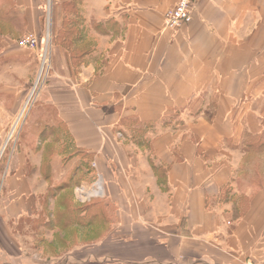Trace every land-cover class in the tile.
Instances as JSON below:
<instances>
[{"label":"crops","instance_id":"0c3cea01","mask_svg":"<svg viewBox=\"0 0 264 264\" xmlns=\"http://www.w3.org/2000/svg\"><path fill=\"white\" fill-rule=\"evenodd\" d=\"M43 1L0 0V24L40 33ZM79 1L88 62L74 74L62 49L28 118L39 139L44 130L73 152L80 185L99 180L112 213L88 255L50 264H264V0H195L177 32L163 22L177 0ZM10 34L0 31V154L20 112V68L33 67ZM15 146L0 158V264L22 251L32 256L16 264H40L16 226L48 195L29 169L42 152Z\"/></svg>","mask_w":264,"mask_h":264},{"label":"rangeland","instance_id":"374dc122","mask_svg":"<svg viewBox=\"0 0 264 264\" xmlns=\"http://www.w3.org/2000/svg\"><path fill=\"white\" fill-rule=\"evenodd\" d=\"M41 5L44 10L42 30L38 34H32L37 37L39 42V47L36 52L20 51L16 48L15 43L17 41L30 35L23 31L24 21L22 19L18 20V27L16 29L11 25L10 19H4L3 23L0 24L1 32L11 33L9 35L10 39L7 42L11 46V49H16L18 59L21 60L22 58V60H27L33 66L20 68L18 74L22 99L20 112L13 124L9 126L0 158L5 160L7 155H9L11 147L14 145H16V151L22 154L26 152L30 154L29 152L31 151L36 156L37 151H41V166L39 168H29L30 171L36 170L40 176L39 183L43 184L46 181L48 194L52 191L59 192L58 190L65 188L64 186H68L67 189L60 192L54 206L50 207L48 205L49 203H47L42 210L39 209L32 216L23 218L16 226L20 235L28 237L26 247L35 251L34 255H38L41 261L40 264H50L71 253L77 256L88 255L91 245L106 236L112 211L109 205L105 203L104 192L99 180L92 179L94 177L90 175V179H87L86 183L80 185V179L73 178L76 173L75 164L70 159V155L73 152L65 148L60 150L58 148L56 149L54 143L58 142L59 138L54 139L51 134L45 133V136L39 139L38 136L41 129L34 125L33 118H28L29 111L34 106L36 96L42 89L44 83L61 70L62 60L59 53L62 49L64 50L63 53H66L70 59L74 74L80 71L81 65L84 62H88L85 56L91 53L88 38H84L83 40L80 38L82 33L87 31V27L82 24L84 19L82 20L80 15L81 4L79 0H44ZM66 21L68 22L65 26ZM74 22H76L75 25ZM82 26L83 28H81ZM66 29H69V31L65 35L64 30ZM77 41L83 43L77 45ZM45 47L48 50L49 67L48 70L45 69L47 72L39 78V55L42 48ZM51 133L53 135L55 134V132ZM47 140L50 143L44 145V142ZM39 143L40 145L37 146ZM262 149L264 152V148ZM56 154L61 155V162L57 169L56 178H54L50 162ZM80 186H84L88 191L94 190L99 186L103 193L101 195L102 198H91L89 202L84 204L77 202L75 189ZM93 203L95 205L92 207H85ZM83 211L86 212V217L79 221ZM93 213L97 215V219L95 226L91 229L90 227H86V223L88 217ZM53 217H55L54 221L52 220ZM47 221L52 223H47ZM50 236H53V239L51 243H48L46 237ZM76 248H81V250H76ZM99 249L100 255L105 253L104 249L101 247ZM30 254L32 253L22 251L21 256L13 262L15 264L25 262L28 256H32ZM49 256H55L57 260L47 258ZM109 262L105 264H123L111 260Z\"/></svg>","mask_w":264,"mask_h":264},{"label":"built area","instance_id":"2783aa9c","mask_svg":"<svg viewBox=\"0 0 264 264\" xmlns=\"http://www.w3.org/2000/svg\"><path fill=\"white\" fill-rule=\"evenodd\" d=\"M194 3L195 0H177L176 4L168 9L164 15V28L172 32H177L181 28L189 25L192 21ZM16 47L21 51L36 52L39 47V42L35 35H28L17 41ZM39 61V78H41L49 67L48 50L46 47L42 48ZM101 195L103 193L99 186L90 191L86 190L84 186L75 189V198L81 204L89 202L91 198H102Z\"/></svg>","mask_w":264,"mask_h":264},{"label":"trees","instance_id":"16d2710c","mask_svg":"<svg viewBox=\"0 0 264 264\" xmlns=\"http://www.w3.org/2000/svg\"><path fill=\"white\" fill-rule=\"evenodd\" d=\"M75 13V12H74ZM73 13V14H74ZM67 22L68 21H66V23H65V26H66V24H67ZM75 23L76 22H74V25H75ZM70 24H71V22H70ZM72 25V24H71ZM70 29V28H69ZM69 29L67 30H64L65 31V35L67 34V32L69 31ZM64 34V33H63ZM67 45V44H66ZM69 45V44H68ZM46 133V131H42L41 132V135H42V137H43V135ZM67 185V184H66ZM65 188H61L60 190H58L59 192H50V194H48L47 195V197L43 200V208L46 206V204L48 203V199H49V197L50 198H55L57 195L56 194H59L60 192H62V191H64L65 189H67L68 188V186L66 187V186H64ZM93 205H95V203H93V204H91V205H86L85 207L87 208V207H92ZM92 216V215H91ZM88 217V220H87V226L86 227H90L91 229L94 227H91V225H92V223H94L95 224V222H96V219H97V215H95L94 217ZM85 217H86V212L85 211H83L82 213H81V216H80V220L79 221H81L82 219H85ZM54 218L55 217H53L52 218V220L54 221ZM50 221V220H49ZM49 221H47V223H52V222H49ZM54 223V222H53Z\"/></svg>","mask_w":264,"mask_h":264}]
</instances>
